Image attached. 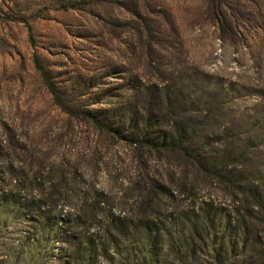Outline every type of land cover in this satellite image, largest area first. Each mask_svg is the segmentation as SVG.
<instances>
[{
	"label": "rangeland",
	"instance_id": "374dc122",
	"mask_svg": "<svg viewBox=\"0 0 264 264\" xmlns=\"http://www.w3.org/2000/svg\"><path fill=\"white\" fill-rule=\"evenodd\" d=\"M8 1L0 264H264V0Z\"/></svg>",
	"mask_w": 264,
	"mask_h": 264
},
{
	"label": "trees",
	"instance_id": "16d2710c",
	"mask_svg": "<svg viewBox=\"0 0 264 264\" xmlns=\"http://www.w3.org/2000/svg\"><path fill=\"white\" fill-rule=\"evenodd\" d=\"M209 1L211 4H213L216 0H209ZM13 2L14 1L9 0L7 3V6H10V4L13 5ZM68 3L70 4V0H62L61 1V4H64V7H67ZM5 15H6V12H3L0 10V21L5 20L4 19ZM13 18H15V17H13ZM15 20L22 22L25 25V27L27 28L28 32L29 33L31 32V27L24 17L21 16V17L16 18ZM29 37L32 38L30 35H29ZM32 58H33L35 68L39 72L44 84H46V86L48 87L50 92L54 94V89L52 87L51 82L49 81L48 73L46 72L45 68L40 64L38 57L35 53L32 55ZM90 118H91L93 124H95L99 129L105 130V131L108 130V126L106 124L99 123L92 117H90ZM164 145L165 144H162V147ZM170 146H173V144H170ZM41 188H42V185L39 187V189H36L37 192H39V193H37L38 196H36L35 198L32 199L33 202L29 201L28 205H27V208H30L32 206V204H37V211L40 213H41L40 210L44 208L43 206H45L43 190L41 191ZM26 190H27V188H26ZM33 191L34 190H32V192ZM256 192L258 194L257 195L254 194V196H256L255 198H256V200H258L257 203H258V205L263 206L264 205V191L260 192V191L256 190ZM5 198L6 197H4V195H3L2 201L0 202V209L4 210L6 215H9L11 213L9 211H7V209H5V207H6V204H4ZM3 207H4V209H3ZM5 220L6 219L1 220L0 225L3 224L5 222ZM207 222L211 223L209 221H207ZM244 228L246 229V227H244ZM144 230L152 231L153 228L147 226V227H145ZM147 234H148V232H147ZM154 238H155V236H153L151 241L149 243H147L149 245V247H151V248H149L148 252L146 251V253L144 255V260H148L147 264H152V263L154 264V262H155V260L152 259V254H153L152 244L154 242ZM240 239H241V247L244 248V246L247 243V241H246L247 237L245 235V232L242 233V238H240ZM49 241L51 244L54 243V239L52 237L49 239ZM179 242L182 244V247H183L182 251L177 249V247H176V254L178 256V261L180 262L179 264H197L196 261L194 260L193 256H192V254L194 253V249H193V237L191 236V234H190V236L189 235L188 236L187 235L186 236H183V235L179 236L178 237V243ZM89 245H91V242H89ZM41 249L45 250V237L44 236L41 239L40 238L34 239L30 244H28L27 250L29 253V257H28L29 259L27 261L19 260L18 254L13 253V254L9 255V258L2 260L1 264H37V260H38L37 257L40 254ZM79 249H80V247L76 248V250H78V251H79ZM99 250H100V255L101 254L104 255L107 252V250L105 249V247L103 245L100 246ZM51 252H52V250H51ZM92 255H94V254H92L91 250H90L89 252H87L86 258H88V260H90ZM214 264H230V259H228V257H224V258L216 257Z\"/></svg>",
	"mask_w": 264,
	"mask_h": 264
}]
</instances>
